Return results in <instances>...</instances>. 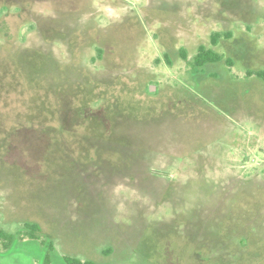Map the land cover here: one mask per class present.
<instances>
[{
    "label": "rangeland",
    "instance_id": "374dc122",
    "mask_svg": "<svg viewBox=\"0 0 264 264\" xmlns=\"http://www.w3.org/2000/svg\"><path fill=\"white\" fill-rule=\"evenodd\" d=\"M213 32L232 66L193 74L180 50ZM247 71H264V0H0V228L36 224L51 264H264ZM43 256L0 245V264Z\"/></svg>",
    "mask_w": 264,
    "mask_h": 264
},
{
    "label": "trees",
    "instance_id": "16d2710c",
    "mask_svg": "<svg viewBox=\"0 0 264 264\" xmlns=\"http://www.w3.org/2000/svg\"><path fill=\"white\" fill-rule=\"evenodd\" d=\"M229 39H231V34L229 32H213L210 35L211 47L200 45L197 49L196 54L192 57L191 61H187L186 54L184 50L181 49V57L184 61H186L189 70L193 74L202 73L207 67L221 63H224L225 65L231 67L232 61L230 60V58L225 57L223 54L217 52L214 49L220 43V41ZM100 53L101 50L98 49V57L100 56ZM164 56L166 61L169 62L167 55ZM246 75L248 77L255 76L264 81V71H247ZM23 230V233H9L0 228V245L3 250L5 252L8 251L17 239L22 240L23 238H28L32 240H38L44 247V256L41 264H51V254L54 251L52 242L50 240L45 239V237H43V239L41 238L40 230L36 224H24ZM108 252L109 250L104 251V254L107 256ZM63 259L65 264H97L92 261H80L78 258L74 257H64Z\"/></svg>",
    "mask_w": 264,
    "mask_h": 264
},
{
    "label": "water",
    "instance_id": "95a60500",
    "mask_svg": "<svg viewBox=\"0 0 264 264\" xmlns=\"http://www.w3.org/2000/svg\"><path fill=\"white\" fill-rule=\"evenodd\" d=\"M150 90H151V88H150ZM152 91V90H151Z\"/></svg>",
    "mask_w": 264,
    "mask_h": 264
}]
</instances>
